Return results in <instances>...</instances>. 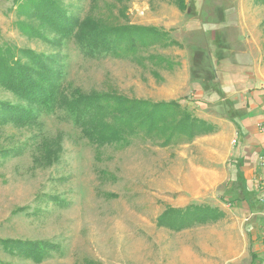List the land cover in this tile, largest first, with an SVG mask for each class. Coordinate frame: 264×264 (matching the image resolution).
I'll list each match as a JSON object with an SVG mask.
<instances>
[{"label":"rangeland","instance_id":"obj_1","mask_svg":"<svg viewBox=\"0 0 264 264\" xmlns=\"http://www.w3.org/2000/svg\"><path fill=\"white\" fill-rule=\"evenodd\" d=\"M187 3L181 12L169 0L78 1L83 16L156 26L167 41L180 43L140 52L146 58L140 63L142 58L85 53L74 39L55 44L31 38L15 23L13 1L0 0L1 40L58 55L73 88L153 101L181 96L198 116L226 125L231 152L224 166L210 163L216 135L165 147L137 135L128 146L100 148L63 111L42 112L31 126L6 124L0 150L20 152L0 155V240H40L55 248L38 263L0 243V264H250L252 235L258 247L252 264H264V166L248 147L264 145L257 125L264 126V2ZM149 54L159 56L157 64ZM6 99L17 100L0 86V100ZM250 127L256 132L247 139ZM53 137L60 141L58 158L36 163L42 142ZM250 161L262 178L245 176ZM215 167L225 168L227 177L218 181L210 173ZM190 203L216 206L225 215L179 232L157 226L165 208Z\"/></svg>","mask_w":264,"mask_h":264},{"label":"trees","instance_id":"obj_2","mask_svg":"<svg viewBox=\"0 0 264 264\" xmlns=\"http://www.w3.org/2000/svg\"><path fill=\"white\" fill-rule=\"evenodd\" d=\"M12 1L14 7L9 10L17 15L15 23L22 33L55 44L74 39L88 54L98 51L113 57L142 58L139 61L143 63L146 58L140 52H147L157 44L164 47L180 44L167 41V32L156 26L121 24L103 17L83 16L78 4L80 0ZM169 1L181 12L188 9L187 0ZM148 57L154 63L159 60V56L153 54ZM160 60L164 61L161 56ZM0 86L17 98L15 101L0 100V127L9 123L31 126L39 121L42 112L63 111L72 118L80 133L100 148L104 145L128 146L137 135L165 147L190 143L199 136L219 130L218 124L198 116L182 103V99L153 101L118 92H84L73 88L65 82L64 64L58 55L20 48L1 38ZM232 119L237 122L234 117ZM58 140L53 137L48 138L47 143L42 142L43 153L36 163L52 164L58 158L61 152ZM19 152L18 148L1 149L0 155L6 159ZM236 166L239 180L247 184L240 164ZM224 215V211L216 206L190 203L183 207L168 206L156 222L159 227L179 232L215 223ZM0 243L9 252L38 263L50 257L55 248L53 243L40 240L3 239Z\"/></svg>","mask_w":264,"mask_h":264},{"label":"crops","instance_id":"obj_3","mask_svg":"<svg viewBox=\"0 0 264 264\" xmlns=\"http://www.w3.org/2000/svg\"><path fill=\"white\" fill-rule=\"evenodd\" d=\"M184 96V95H183ZM181 96H179V97H177V98H175V97H172V98H168V99H165V100H170V99H182V98H180ZM144 99V98H143ZM145 99H147V98H145ZM257 108H259V107H257V106H255V108H253V110L254 109H257ZM260 110H261V116H262V118H264V107H261V108H259ZM214 122V121H213ZM216 124H218V126H219V130L218 131H216V132H214V133H211V134H207V135H203V136H199V137H197L194 141H192V142H190V143H192V144H195V143H199L201 140H203L205 137H207V136H211V137H215V136H213V135H216V138H217V141H216V143H215V145H216V147L218 148V149H216L215 150V152L212 154V158L210 159V163H212L213 165H215V166H217V165H225L226 163H227V161L230 159V156H231V152H230V134L228 133V132H226V130H225V127H226V125H224V124H222V123H217V122H215ZM262 123V125H263V122H261ZM259 124V123H258ZM257 124V125H258ZM259 127V126H258ZM260 128V127H259ZM248 130H249V128H248ZM250 132L249 133H247V135H245V138H247V139H249L250 137H251V134L253 135V136H255V130H252V127H250V130H249ZM259 132H261V134H263L262 136H264V129L262 130V129H259ZM251 133V134H250ZM210 137V138H211ZM264 141V140H263ZM247 143V142H246ZM264 143V142H263ZM219 145V146H218ZM248 147H250L251 149H255V153L254 154H256L257 152H259L258 153V157H259V166H260V168H261V166H264V158H262L261 156H263L264 155V145H261V144H259V143H256V142H254L253 144H252V146L250 145V146H248ZM247 147V148H248ZM258 157H257V159H258ZM248 161V160H247ZM248 165V167H244V173H245V176L248 178V179H252V181L254 180V179H256L260 174H258V172H257V170H258V168L257 167H259V166H257V165H254V166H252V162L250 161V163H248L247 164ZM257 166V167H256ZM204 169V168H203ZM223 169H224V171H223ZM205 170H207V169H205ZM207 171H209V170H207ZM257 172V173H256ZM210 173L211 174H215V176L217 175V179H218V181H220L221 180V175H223V176H226L227 177V171L225 170V168H222V167H219L218 169H217V167H215V168H213V169H211L210 170ZM256 173V174H255ZM259 178H262V177H260L259 176ZM177 207H180V206H177ZM169 230V229H168ZM255 237H256V235H252V246L250 247L251 248V263L250 264H252V262L254 263V261L255 260H257V258L255 259V257H252L253 256V254L255 253L254 251L255 250H257L258 249V247L255 245V241H253V239H255ZM261 242H262V246H263V232H262V238H261ZM254 247V248H253ZM264 247V246H263ZM254 250V251H253ZM262 250V249H261ZM255 255V254H254Z\"/></svg>","mask_w":264,"mask_h":264},{"label":"built area","instance_id":"obj_4","mask_svg":"<svg viewBox=\"0 0 264 264\" xmlns=\"http://www.w3.org/2000/svg\"><path fill=\"white\" fill-rule=\"evenodd\" d=\"M258 126L260 127V129H264V126L262 125V123H259ZM235 141V140H233ZM263 246H264V230H263Z\"/></svg>","mask_w":264,"mask_h":264}]
</instances>
